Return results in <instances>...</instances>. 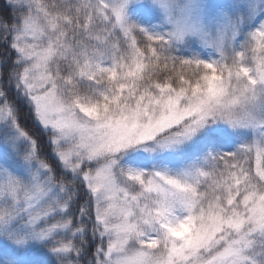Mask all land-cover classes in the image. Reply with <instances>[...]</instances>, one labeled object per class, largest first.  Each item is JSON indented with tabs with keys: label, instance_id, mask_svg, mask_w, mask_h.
Wrapping results in <instances>:
<instances>
[{
	"label": "snow or ice",
	"instance_id": "obj_1",
	"mask_svg": "<svg viewBox=\"0 0 264 264\" xmlns=\"http://www.w3.org/2000/svg\"><path fill=\"white\" fill-rule=\"evenodd\" d=\"M0 43V264H264V0H8Z\"/></svg>",
	"mask_w": 264,
	"mask_h": 264
},
{
	"label": "trees",
	"instance_id": "obj_2",
	"mask_svg": "<svg viewBox=\"0 0 264 264\" xmlns=\"http://www.w3.org/2000/svg\"><path fill=\"white\" fill-rule=\"evenodd\" d=\"M7 2H8V0H0V9H3ZM2 50H5V46L2 43H0V53H1ZM26 128H27V130H29L28 125H26ZM38 135L39 134L35 133V138H37L41 142V144L44 146V149H45L46 152H51V148L49 146H47V143L45 142V138L42 135H40V136H38ZM80 194H81L82 197L84 196V189L83 188L80 189ZM84 199H86V197H84ZM83 201L84 200L81 199L79 201V203H82ZM77 207H78V205H77ZM96 243H99L98 239H97ZM92 247L94 248L95 245H93Z\"/></svg>",
	"mask_w": 264,
	"mask_h": 264
},
{
	"label": "rangeland",
	"instance_id": "obj_3",
	"mask_svg": "<svg viewBox=\"0 0 264 264\" xmlns=\"http://www.w3.org/2000/svg\"><path fill=\"white\" fill-rule=\"evenodd\" d=\"M5 50H2L1 51V53H3ZM27 125H28V127H29V132L31 133V134H33L34 135V137H35V133H37V134H39L38 136H40V135H42L44 138H45V142H47V140H48V135L46 134V133H44L43 132V130L41 129V128H38V127H35L30 121H29V123H27ZM84 202V201H83ZM82 202V203H83ZM74 210H76L75 208H74ZM106 243V242H105Z\"/></svg>",
	"mask_w": 264,
	"mask_h": 264
}]
</instances>
